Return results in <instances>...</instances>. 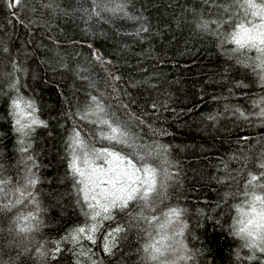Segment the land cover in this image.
Returning <instances> with one entry per match:
<instances>
[{"label": "trees", "instance_id": "16d2710c", "mask_svg": "<svg viewBox=\"0 0 264 264\" xmlns=\"http://www.w3.org/2000/svg\"><path fill=\"white\" fill-rule=\"evenodd\" d=\"M10 3L0 0V264H264V244L236 234L250 173L264 171V69L229 42L235 0ZM13 100L42 123L18 132ZM105 119L125 144L102 139ZM76 133L144 157L157 173L147 205L92 219L69 167ZM148 245L164 255L151 260Z\"/></svg>", "mask_w": 264, "mask_h": 264}, {"label": "snow or ice", "instance_id": "6c2138e0", "mask_svg": "<svg viewBox=\"0 0 264 264\" xmlns=\"http://www.w3.org/2000/svg\"><path fill=\"white\" fill-rule=\"evenodd\" d=\"M20 2L21 0H12L9 6L15 7ZM235 2L243 14L238 21L233 20L234 28L229 34V42L236 46L235 50L249 49L259 53V66L264 69V0H235ZM12 107L15 109L13 116L19 117L15 121L19 126L18 132H23L31 125L42 123L36 119H32L31 124L23 123L28 117L24 114L18 100L12 101ZM26 107L31 109L32 105L28 104ZM261 115H264V109L261 110ZM100 123L110 129L107 134L101 133L102 139L114 144L126 143L124 139L126 133L120 128L112 126L106 119L101 120ZM69 167L74 176L80 177L77 184L83 185L79 191L84 193L85 201H91L88 207L93 210V220L100 217L102 213L104 219H111V209L127 208L132 201L143 200L147 205L151 194L157 189L156 170L145 162L144 157L134 159L115 150L114 147L89 148L79 133H76L72 141V160ZM259 167L264 169V162H261ZM35 182V180L31 181L32 184ZM256 188L264 189V171L259 175L250 173L245 195L247 196L249 191L253 193L249 204L251 212L244 213L248 218L238 222L240 226L236 233L251 238V246H256L257 242L264 244V195L255 194ZM167 215L178 216L179 213L176 209H172ZM95 231H97L95 224L90 228L80 227L75 229L76 235L71 238L77 240L80 235ZM119 231H121L119 227L114 230V232ZM113 234L109 233V238ZM87 239L92 240L93 237L88 235ZM105 250L110 251L108 244H105ZM260 250L264 251V247ZM56 251H60L59 247ZM145 252L149 253L150 259L154 261L164 255V251L156 245H148Z\"/></svg>", "mask_w": 264, "mask_h": 264}, {"label": "rangeland", "instance_id": "374dc122", "mask_svg": "<svg viewBox=\"0 0 264 264\" xmlns=\"http://www.w3.org/2000/svg\"><path fill=\"white\" fill-rule=\"evenodd\" d=\"M256 52V51H255ZM256 54H257V56L259 57V53H257L256 52ZM24 111V114L28 117L26 120H27V123H29V122H31V119H32V117H33V115L32 114H30V115H28V113H27V111L24 109L23 110ZM98 163H100V161H98ZM79 179H80V177H79ZM82 187H83V185H81ZM81 187V188H82ZM83 193V192H82ZM83 195H84V193H83ZM89 202H91V201H88V203ZM97 210H99V209H97ZM249 212H251V208L249 207V205L247 206V210L246 211H243V212H241V214H239V220H247V216L246 215H244V213H249ZM103 216H104V214L102 213V215L100 216L101 218H103ZM100 217H97L96 218V220H98ZM259 243V242H258Z\"/></svg>", "mask_w": 264, "mask_h": 264}]
</instances>
